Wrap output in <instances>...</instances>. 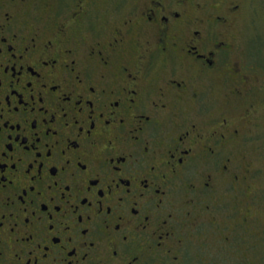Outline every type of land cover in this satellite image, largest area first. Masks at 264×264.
Segmentation results:
<instances>
[{"label": "flooded vegetation", "instance_id": "af4514ba", "mask_svg": "<svg viewBox=\"0 0 264 264\" xmlns=\"http://www.w3.org/2000/svg\"><path fill=\"white\" fill-rule=\"evenodd\" d=\"M235 2L0 0V264H264Z\"/></svg>", "mask_w": 264, "mask_h": 264}, {"label": "rangeland", "instance_id": "374dc122", "mask_svg": "<svg viewBox=\"0 0 264 264\" xmlns=\"http://www.w3.org/2000/svg\"><path fill=\"white\" fill-rule=\"evenodd\" d=\"M211 1L222 3L226 0ZM228 1L235 2V0ZM236 2L241 3L233 25V32L237 37V51L240 60L246 62V65L249 63L255 69L254 71L260 73L261 83L264 87V0H236ZM263 162L264 158L260 160V164Z\"/></svg>", "mask_w": 264, "mask_h": 264}]
</instances>
